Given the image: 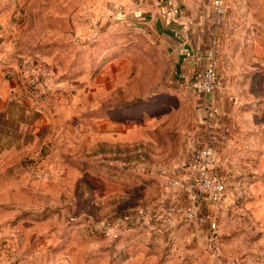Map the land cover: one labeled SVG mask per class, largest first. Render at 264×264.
I'll list each match as a JSON object with an SVG mask.
<instances>
[{
    "label": "rangeland",
    "instance_id": "374dc122",
    "mask_svg": "<svg viewBox=\"0 0 264 264\" xmlns=\"http://www.w3.org/2000/svg\"><path fill=\"white\" fill-rule=\"evenodd\" d=\"M106 2L0 0V74H16L17 80V94L7 100H27L35 112L57 114L54 123L50 119L36 129L43 141L27 159L30 171L19 177L22 184L34 182V192L0 191L4 264L17 263L10 251L22 245L14 229L22 224L14 216H46L32 226L60 233L86 218L88 227H80L87 232L141 212L174 207L179 217L190 204L185 191L169 184L187 175L169 173L187 161L206 124L199 92L175 82L177 54L170 45L116 22ZM218 2L217 81L211 93L217 90L224 102L235 100L238 110L247 109L236 120L249 130L252 122L264 123V74H257L264 65V0ZM31 72L37 75L33 87L26 85ZM121 118L127 122L119 123ZM243 142L244 147L231 146L234 153L225 163L217 151L213 171L232 175L220 202L206 203L195 219H182L169 232L175 233L171 247L180 264L192 257L187 253L193 254L192 264L206 263L207 253L210 264H228L245 250V264H264V155L257 159L248 140ZM49 216L57 221L49 223ZM197 220L210 233L207 244L193 246L185 235Z\"/></svg>",
    "mask_w": 264,
    "mask_h": 264
},
{
    "label": "crops",
    "instance_id": "0c3cea01",
    "mask_svg": "<svg viewBox=\"0 0 264 264\" xmlns=\"http://www.w3.org/2000/svg\"><path fill=\"white\" fill-rule=\"evenodd\" d=\"M106 4L112 7L111 13L116 22L122 26L129 25L146 30L175 50L177 73L174 79L178 85L182 83V74L191 75L195 71L202 70L206 63V53L211 50L215 53L218 49L221 9L214 4V0H107ZM169 8L175 11H169ZM174 29L179 30L178 35L174 34ZM257 74H264V65L258 66ZM16 87V74H0V191L9 188L12 192L23 191L28 195L34 192L32 185L34 182L22 184L20 180L22 181L23 178L19 177L30 171L27 159L31 154L34 155L43 141V136L35 134V131L50 119L54 123L53 117L56 118L57 114L51 111L48 113L47 110L35 112L29 107L27 100L8 101L9 95L17 94ZM216 91L211 94L197 93L202 106L201 115L205 118L206 124L199 134L201 136L198 138L199 141L191 145L187 160L195 156L203 146L210 145L219 152L220 157L223 158L222 163H225L234 153L231 146L247 145L243 139L248 140L251 147L250 154L259 159L264 155L263 121L252 122L249 130L245 129V125L241 127L239 125L241 121L236 119L247 109L238 110L235 100L232 102L227 98L224 102V99L218 97L221 94ZM231 107L233 110L229 111ZM89 118L94 121L97 117L92 115ZM121 119L119 123L127 122V119ZM236 151H238L237 155L241 156L246 152ZM184 164L185 162L179 167L175 166L169 174L185 177L188 172ZM223 174L226 182L232 176L229 173ZM13 218L16 219L15 222L22 224L14 228L18 229L16 232L18 237H22V245L16 252L10 251L11 260H16V264H180V261L174 257L171 247L175 233H155L157 231L146 219L135 221L134 218H128L114 223L113 238H101V230L89 225L91 230L86 232L80 227V224L87 226L89 221L86 218L82 221L70 222L69 228L62 233L50 226H46L44 231L38 226H32L46 216L20 215ZM24 218L26 219L23 220ZM26 221L31 226L23 225ZM46 221L51 223L57 221V218L49 216ZM197 222L185 235L186 239L192 241L193 246L194 241L207 244L205 241L208 239L206 240L205 237L210 233L205 222L200 220ZM33 234L36 235L33 237V243L30 244L28 239ZM39 236L42 240L36 241ZM37 244H42L43 249H39ZM204 251L205 247H203ZM3 252L4 250L0 249V264L6 262ZM245 252L246 250L240 254V258L235 257V261L228 264H245L247 260L245 255H248ZM251 254L254 255L255 250L252 249ZM186 255L192 256L187 258L186 264L195 262L193 254ZM206 255V263L203 264H210L208 253Z\"/></svg>",
    "mask_w": 264,
    "mask_h": 264
},
{
    "label": "built area",
    "instance_id": "2783aa9c",
    "mask_svg": "<svg viewBox=\"0 0 264 264\" xmlns=\"http://www.w3.org/2000/svg\"><path fill=\"white\" fill-rule=\"evenodd\" d=\"M218 3V0H214L215 5L218 6ZM169 11H175V9L169 8ZM174 34L178 35L179 30L174 29ZM32 76L37 77L35 72L28 74L27 77H31V79L26 82L27 86L33 87L36 84V77ZM181 79L184 87L188 89L205 94L211 93L217 81L214 52L211 50L206 53V63L202 70L195 71L191 75L184 73L181 75ZM217 157V150L213 146H203L195 156L185 162L184 167L188 172L187 178L182 181L169 180L171 187L177 188L182 192L185 191L183 194L190 202L179 214V217L174 215L175 208L172 207L163 213L147 215L141 212L140 215L134 218L135 221L146 219L149 224L153 225L156 231H171L179 220L195 219L198 216V210H202L206 203L214 204L220 202L226 192L227 182L223 176L213 171ZM205 217L208 218V215L206 214ZM208 225L210 228H214L215 221L209 220ZM112 227V225H103L101 227V233L106 237H113L114 230Z\"/></svg>",
    "mask_w": 264,
    "mask_h": 264
},
{
    "label": "trees",
    "instance_id": "16d2710c",
    "mask_svg": "<svg viewBox=\"0 0 264 264\" xmlns=\"http://www.w3.org/2000/svg\"><path fill=\"white\" fill-rule=\"evenodd\" d=\"M170 231H166V232H162V231H157V232H155V233H159V234H167V233H169ZM103 235V234H102ZM104 236V235H103ZM113 238V237H112Z\"/></svg>",
    "mask_w": 264,
    "mask_h": 264
}]
</instances>
